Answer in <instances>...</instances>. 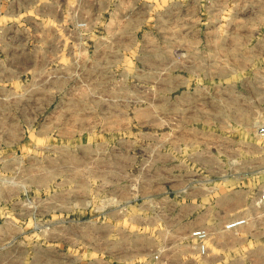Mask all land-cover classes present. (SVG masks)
<instances>
[{
	"label": "rangeland",
	"instance_id": "obj_1",
	"mask_svg": "<svg viewBox=\"0 0 264 264\" xmlns=\"http://www.w3.org/2000/svg\"><path fill=\"white\" fill-rule=\"evenodd\" d=\"M57 2L66 22L55 29L46 21L42 27L47 37H58L65 58L34 70L37 60L31 53L41 46L32 42L35 28L0 29L15 36L10 59L0 61L15 80L13 86L0 85V94L6 87L11 95L7 105H0V196L9 192L7 186L16 187L7 207L14 214L28 208L31 218L24 222L33 229L8 236L12 254L6 257L16 264H139L162 254L170 264L203 260L192 241L181 236V225L167 215L175 208L168 199L182 195L163 190L154 197V191L198 175L187 169L193 158L188 139L200 132L239 133L255 147L264 146L259 134L264 126V0H139L141 27L134 34L123 33L130 30L126 27L112 28L116 43L105 41L112 35L107 7L111 3L114 9L119 0ZM9 5L0 0V9ZM169 62L172 73L166 70ZM167 151L174 153L175 171L166 168ZM116 162L124 165L120 178L111 168L97 173L102 178L96 182L82 181L86 172L71 167ZM251 163L257 185L264 181V173H258L264 161L255 148ZM39 175H44L42 184ZM106 176L109 187L120 181L126 196L119 206L120 234L102 214L117 203L89 198L73 204L77 186H106L101 183ZM95 191L89 189L91 196Z\"/></svg>",
	"mask_w": 264,
	"mask_h": 264
},
{
	"label": "crops",
	"instance_id": "obj_2",
	"mask_svg": "<svg viewBox=\"0 0 264 264\" xmlns=\"http://www.w3.org/2000/svg\"><path fill=\"white\" fill-rule=\"evenodd\" d=\"M7 1L10 2L9 7L7 9H0V21L2 19L6 20L4 25L0 23V29L15 27L18 30L21 28L23 31H32V27L35 28V40L32 42H38L41 46L39 48L40 52L31 53L33 58L37 60L33 68L34 70L37 69L36 66L39 64L45 66L46 62L49 60L65 58L63 54L61 55V52L59 53V48L57 46L59 44L58 37H55V39L49 36L47 37V33L42 27L45 25L46 21L55 29H57L58 26L62 27L66 22L64 19L62 20V14L60 7L57 5V0H53L52 2H46L45 0ZM126 2L127 0H119L118 5H116L114 9H112L111 3H108L107 13L110 18L107 27L112 35H108L105 39L107 43H116L117 37L113 35L111 31L112 28L126 27L130 30H124L123 33L131 32L134 34L135 31L141 27V21L138 17L139 0H133L132 4L128 6ZM27 23H30L32 26L27 28ZM55 29L54 32L57 31ZM2 34L3 32L0 34V43H4L6 47L1 46L0 61L10 59L12 53H10L11 47L9 45L10 43H14L15 38V36L9 35L7 32ZM27 42L28 41H26V43ZM49 43H54L55 46L46 45ZM50 48H52V50H49ZM172 65L173 63L170 62L167 64L166 70L168 72L172 73L174 71V69L170 67ZM14 81L11 69L7 67L0 68V85L2 87L8 85L13 86L15 83ZM1 92L0 105H7L11 97V95L8 94L9 90L5 87L2 88ZM51 102L52 101H48V104H51ZM245 138L239 133L224 135L223 137L222 134L201 132L198 133L197 136L191 137L188 139V143L193 158L187 163V169L191 173H198V175L191 174L188 177V181L182 185H167L165 188L161 187L154 191V197L161 194L163 190L182 195L179 200L176 198L168 199L174 204L175 208L167 215L170 216V219L173 220L176 227L181 225V236L188 237L193 243L192 249L196 251L199 257L203 258V260H197L192 263L184 262L183 264H264V210L259 204L264 190V181L254 185V167L251 163L254 148L261 156V160L264 161V146L255 147L252 142L245 140ZM223 140H230L228 146L223 145ZM223 156L227 157L228 160L223 158ZM165 157L167 170L175 171L174 162L176 158L174 157V153L167 151ZM119 163L120 162L114 163L112 167L104 164L90 166L88 164L75 163L71 165V167L74 168L76 172H83L81 174L86 172L85 175H80L81 177L84 176L82 181L86 180V182H90L93 180L92 182H96V180L102 178L101 174L97 173H109L111 168L117 171V175L114 178L119 179L120 172H124V165L121 167ZM179 164H181V162L178 163V166ZM50 167L52 168V166H49V168ZM53 171L57 172L58 167L53 166ZM222 172H229V174L223 176ZM258 173H264V169L258 171ZM43 176L44 175H39V182H41V184L45 180V178L42 179ZM80 176L76 174L75 177L81 178ZM109 178V176H106L101 180V183H107L106 186L105 184L95 186L89 183L87 185L82 184L81 186H77V189L71 192L73 194V204L75 207H78V203H87L90 199L92 202L97 199L96 202L99 201L104 204H109L111 202L117 203L118 205L114 206L111 212H107L106 210L102 214L105 220L106 218L111 220L113 226L117 229V234H120V230L124 229L121 226L124 216L121 214L122 212L119 210V206L126 202V196L122 193L123 188H121L120 181L117 182L116 185L114 184L109 187ZM92 187L95 188V190L97 189V191H95V195L93 193L91 196L89 189ZM104 187L111 188V190L105 193ZM7 188L10 189L8 190L9 192L0 196V219L5 218L7 220L6 222H1L2 224L0 223V264H16V261L6 257L8 253L12 254V247L8 246L9 242H7V238L9 235L28 234L30 231H33V229H31L29 223L26 225L24 222L27 220V217L31 218V213L28 208L25 209L26 213L14 214L10 211L9 207H7L11 196L18 191L14 190V192H10L16 188L13 186H7L6 189ZM82 196H86V199L81 200L80 198ZM60 198L59 204L61 203ZM61 206L62 205H58V203L55 205L57 212H60ZM58 217L59 220H55L61 223L62 217L61 215H56L55 210V218ZM135 218L140 219L137 215H135ZM238 220H246V223L237 229H227L228 225ZM198 231H206L208 233V239L205 242L207 252L204 255L201 252L199 241L193 237V234ZM226 253L229 254L230 258H225L227 257ZM78 263L79 262L66 263L59 260L48 261L47 263H42L41 261L33 262V264ZM81 264L111 263L106 261H89ZM123 264L127 263L125 262ZM139 264L170 263L168 258L162 254L153 255L150 262Z\"/></svg>",
	"mask_w": 264,
	"mask_h": 264
},
{
	"label": "built area",
	"instance_id": "obj_3",
	"mask_svg": "<svg viewBox=\"0 0 264 264\" xmlns=\"http://www.w3.org/2000/svg\"><path fill=\"white\" fill-rule=\"evenodd\" d=\"M259 134L261 136H264V126L259 129ZM259 204H260L261 208L264 210V190L262 192V196H261V200H260ZM245 223H246V220H238V221H235V222L231 223L230 225H228L227 229L228 230L237 229L238 227L244 225ZM193 237L199 241V246H200L201 252L204 255L207 252L205 242L208 239V233L206 231H198V232L193 234Z\"/></svg>",
	"mask_w": 264,
	"mask_h": 264
}]
</instances>
